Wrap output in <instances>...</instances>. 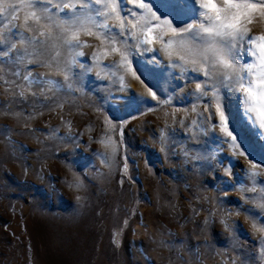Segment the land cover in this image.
I'll return each mask as SVG.
<instances>
[{
    "label": "rangeland",
    "instance_id": "374dc122",
    "mask_svg": "<svg viewBox=\"0 0 264 264\" xmlns=\"http://www.w3.org/2000/svg\"><path fill=\"white\" fill-rule=\"evenodd\" d=\"M6 15L0 14V30L7 36ZM252 27L264 31V23ZM17 55L0 54V264H264L259 234L251 229L260 209L241 191L252 186L250 159L264 181V154L257 147L251 157H233L224 144L213 157L214 136L188 139L192 101L188 88L174 91L180 84L175 72L161 66L148 85L160 100L171 97L169 103L140 105L129 114L112 110L111 95L145 92L131 74L121 83L88 73L74 83L78 92H47L43 103L42 96L14 98L16 89L5 81L22 84L27 74ZM150 56L142 51L133 63ZM235 110L236 96L229 93L228 113ZM107 136L116 143L111 167L99 155L106 151L99 140ZM196 153L209 159L193 161ZM74 177L82 188L69 186Z\"/></svg>",
    "mask_w": 264,
    "mask_h": 264
},
{
    "label": "snow or ice",
    "instance_id": "6c2138e0",
    "mask_svg": "<svg viewBox=\"0 0 264 264\" xmlns=\"http://www.w3.org/2000/svg\"><path fill=\"white\" fill-rule=\"evenodd\" d=\"M160 4L157 8L154 0H60L55 4L52 0H0V14L7 11V36L0 30V54L9 57L17 53V61L27 70L22 84L5 83L16 89L14 98L42 96L43 103L50 99L47 92H78L74 83L88 73L95 72L101 81L118 77L121 83L131 74L144 86V93L110 94L113 111L131 114L139 111L140 105L170 102L171 97L160 100L158 90L148 86L162 66L170 74L175 72L173 78L180 81L174 91L188 88L195 117H190L187 125L188 139L199 142L201 137L214 136L213 157L224 144L233 149V157H251L257 147L264 154V31L255 32L252 27L264 23V0H160ZM84 48L92 51L86 55ZM141 50L151 56L134 64L132 57L141 55ZM30 67H44L49 73H33ZM13 75L19 77V70ZM32 85L44 87L34 92ZM229 93L236 96L232 114L228 113ZM105 122L111 124L108 118ZM126 123L119 125L121 136ZM180 123L185 122L182 119ZM160 136L165 143L163 130ZM99 143L106 149L99 153L101 163L111 167L116 143L111 136ZM245 144L248 146L243 147ZM184 156L188 158L189 153ZM190 158L201 161L209 156L196 153ZM248 162L252 186H242L241 191L250 194L244 197L246 202L250 199L260 209L251 229L253 235L259 234V255L264 259V181L257 179L260 165L252 159ZM69 186L80 189L83 182L74 177ZM220 222L225 229L230 227L224 219Z\"/></svg>",
    "mask_w": 264,
    "mask_h": 264
}]
</instances>
